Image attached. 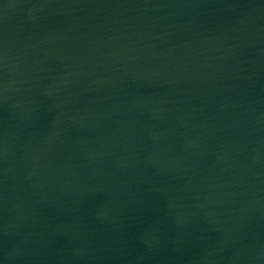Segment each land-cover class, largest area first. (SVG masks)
<instances>
[{
  "label": "water",
  "instance_id": "95a60500",
  "mask_svg": "<svg viewBox=\"0 0 264 264\" xmlns=\"http://www.w3.org/2000/svg\"><path fill=\"white\" fill-rule=\"evenodd\" d=\"M0 264H264V0H0Z\"/></svg>",
  "mask_w": 264,
  "mask_h": 264
}]
</instances>
